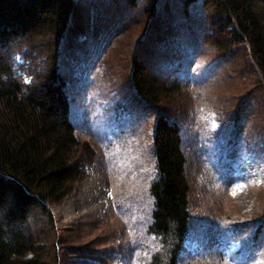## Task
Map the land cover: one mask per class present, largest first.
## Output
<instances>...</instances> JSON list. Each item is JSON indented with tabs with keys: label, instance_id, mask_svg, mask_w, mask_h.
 Here are the masks:
<instances>
[{
	"label": "rangeland",
	"instance_id": "374dc122",
	"mask_svg": "<svg viewBox=\"0 0 264 264\" xmlns=\"http://www.w3.org/2000/svg\"><path fill=\"white\" fill-rule=\"evenodd\" d=\"M142 1L134 10L124 0L79 6L83 28L88 31L94 21L95 37L71 43L62 61L64 71L71 66L86 77L70 82L68 93L77 139L94 152L69 194L50 205L53 231L41 212L32 211L39 237L54 242L46 264H144L150 258L156 244L146 232L148 186L155 177L152 135L158 117L183 121L190 222L179 262L264 264L260 75L247 51L222 55L208 43L212 27L201 6L184 12L181 0H161L150 19ZM160 61L185 64L180 73H190V85L152 110L133 94L131 73L136 63L158 72L154 64ZM170 78L160 80L170 88Z\"/></svg>",
	"mask_w": 264,
	"mask_h": 264
},
{
	"label": "trees",
	"instance_id": "16d2710c",
	"mask_svg": "<svg viewBox=\"0 0 264 264\" xmlns=\"http://www.w3.org/2000/svg\"><path fill=\"white\" fill-rule=\"evenodd\" d=\"M86 1L0 0V264H46L54 242L39 237L42 232L32 226V211L41 212L53 231L50 205L69 194L93 156L94 149L77 139L68 93L70 82L86 77L71 66L63 69L71 43L80 45L88 34L95 37L94 21L88 31L82 26L79 6ZM141 1L124 0L133 10ZM160 1H142L150 19L159 12ZM180 2L184 12L188 6H201L212 27L208 43L219 53L247 51L264 86V0ZM154 65L160 71L148 73L146 66L136 63L131 79L133 94L157 110L161 101L190 85V73H180L185 64ZM169 75L170 88L160 80ZM182 125L183 121L158 117L153 128L155 177L148 186L151 208L146 232L156 249L144 264H182L178 258L190 222Z\"/></svg>",
	"mask_w": 264,
	"mask_h": 264
},
{
	"label": "bare ground",
	"instance_id": "6f19581e",
	"mask_svg": "<svg viewBox=\"0 0 264 264\" xmlns=\"http://www.w3.org/2000/svg\"><path fill=\"white\" fill-rule=\"evenodd\" d=\"M104 205V204H103Z\"/></svg>",
	"mask_w": 264,
	"mask_h": 264
},
{
	"label": "snow or ice",
	"instance_id": "6c2138e0",
	"mask_svg": "<svg viewBox=\"0 0 264 264\" xmlns=\"http://www.w3.org/2000/svg\"><path fill=\"white\" fill-rule=\"evenodd\" d=\"M27 82V81H26Z\"/></svg>",
	"mask_w": 264,
	"mask_h": 264
}]
</instances>
